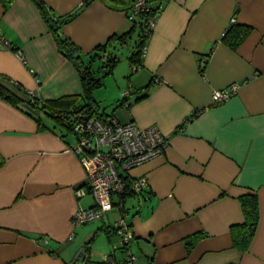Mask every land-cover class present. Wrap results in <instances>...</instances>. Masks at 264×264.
<instances>
[{"label":"crops","instance_id":"obj_1","mask_svg":"<svg viewBox=\"0 0 264 264\" xmlns=\"http://www.w3.org/2000/svg\"><path fill=\"white\" fill-rule=\"evenodd\" d=\"M132 1L0 0V32L11 45L0 48V76L44 101L81 96L52 26L85 64L106 44L118 64L104 80L108 96L93 94L99 114L171 136L164 155L129 173L147 180L124 201L136 264H264V0H169L130 76L140 40L130 34ZM233 28L249 30L236 47L224 40ZM236 84L232 98L214 103V92ZM74 141L39 109L0 98V264H76L84 247L83 264L123 257L113 232L119 211L72 223L95 204ZM248 195L258 197L260 218L241 250L233 229L246 222Z\"/></svg>","mask_w":264,"mask_h":264},{"label":"built area","instance_id":"obj_2","mask_svg":"<svg viewBox=\"0 0 264 264\" xmlns=\"http://www.w3.org/2000/svg\"><path fill=\"white\" fill-rule=\"evenodd\" d=\"M168 1L160 0L161 3L154 8L153 0H133L128 20L142 32L143 36L150 35L158 14ZM154 13L156 15H153ZM148 15L153 17H147ZM0 48L11 49V45L1 32ZM18 56L22 57L20 52ZM239 87L236 84L214 92V103L216 105L225 103L238 92ZM131 93L130 90L125 92L124 98H128ZM68 117L77 138V145L72 151L88 170L89 191L95 203L91 208L80 207L73 216L72 223L74 227H82L101 221L106 214L116 209L121 213V218L113 227V232L119 238L115 251H121L123 257L118 258L115 254H110L100 264H136V256L131 251L132 236L126 222L122 199L128 192L136 195L143 192L147 180L132 178L129 173L164 155L170 145L171 136L163 134L154 126L140 128L135 123L121 124L113 118H104L85 109L74 110ZM83 194L82 190L78 193L79 196ZM42 241L46 246L49 245L47 238H43Z\"/></svg>","mask_w":264,"mask_h":264},{"label":"trees","instance_id":"obj_3","mask_svg":"<svg viewBox=\"0 0 264 264\" xmlns=\"http://www.w3.org/2000/svg\"><path fill=\"white\" fill-rule=\"evenodd\" d=\"M2 1H4L6 7H8L11 0ZM153 1L154 3H157L154 5V8H157L159 3H161L159 2L160 0ZM158 11L159 9L156 12ZM160 13H157L158 16ZM153 15H156V13ZM147 17L152 18L153 16L148 15ZM150 18H148V20ZM52 30L54 32L59 49L68 59L71 60L80 74L83 86V94L81 96H68L59 98L57 100L44 101L38 95L32 96L29 91L23 89L22 86L13 82L12 80L4 76H0V98L10 101L14 105L24 102L31 108L39 109L41 113L52 119L56 126L63 128L66 127L67 130L76 138V135L73 133L72 126L70 125V120L68 117L69 114L74 110L85 109L89 112H92L93 114L99 115L98 104L95 102L93 94L95 91L104 88V80L113 73L118 64V59L116 57L113 58L104 54L103 50L107 46L105 44L104 46L99 47L98 50H96V53H94L93 56H90V62L85 64L79 55L78 49L69 40L59 35L58 28L53 25ZM134 31L139 34L140 40L136 52L129 59L131 73L130 76H133L142 69L143 51L145 48V43L150 37V35L143 36L142 32L136 27H134V30L130 34L134 33ZM248 32L249 30L245 28H233L226 34L224 40L227 41L231 46L236 47L247 36ZM127 36H124L120 39H124ZM114 39L115 38H112L109 42ZM94 63H98V67H92ZM2 82L10 85L16 90V92L10 90V88ZM80 100L84 102L83 105L79 104ZM126 100L127 98H124L121 105L126 106ZM132 195L134 196L136 194L131 192L126 193L122 199V202L124 203L125 199ZM241 202L246 217V222L244 225L233 229V237L236 247L241 250H246L250 246L258 227L260 218L259 201L256 195H248L243 197Z\"/></svg>","mask_w":264,"mask_h":264},{"label":"rangeland","instance_id":"obj_4","mask_svg":"<svg viewBox=\"0 0 264 264\" xmlns=\"http://www.w3.org/2000/svg\"><path fill=\"white\" fill-rule=\"evenodd\" d=\"M133 44H134V41H133ZM133 44H132L131 46H133ZM123 66H125V65H123ZM96 92H97V93H96ZM94 93H96V94H95L96 96H97V94H98V96H100L101 99H104V98L107 97L108 94H109V93L105 92L104 89H99V90L95 91ZM57 128H59L61 131L65 132V133H67V134L69 135L70 140H71L73 143H75V141H74L75 136H74L73 134H71V133L67 130L66 127L63 128V127L57 126Z\"/></svg>","mask_w":264,"mask_h":264},{"label":"water","instance_id":"obj_5","mask_svg":"<svg viewBox=\"0 0 264 264\" xmlns=\"http://www.w3.org/2000/svg\"><path fill=\"white\" fill-rule=\"evenodd\" d=\"M86 257H87V249H86V247H84V248H82V250H81V252L77 258L76 264H83Z\"/></svg>","mask_w":264,"mask_h":264}]
</instances>
